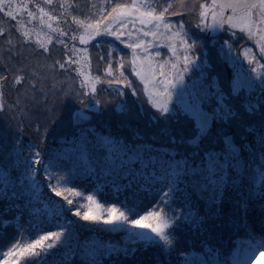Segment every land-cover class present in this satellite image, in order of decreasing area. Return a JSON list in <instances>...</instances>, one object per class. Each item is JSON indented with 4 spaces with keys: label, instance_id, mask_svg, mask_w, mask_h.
I'll return each mask as SVG.
<instances>
[{
    "label": "snow or ice",
    "instance_id": "1",
    "mask_svg": "<svg viewBox=\"0 0 264 264\" xmlns=\"http://www.w3.org/2000/svg\"><path fill=\"white\" fill-rule=\"evenodd\" d=\"M0 14V24L8 25L0 26V38L10 46L0 50L9 53L5 67L13 56L28 61L17 72H29L13 80L25 87L8 106L19 118L17 131H24L23 119H38L33 109L42 106L50 119L37 124L38 138L59 137L61 144L47 152L29 144L24 157L19 137L0 139V197L9 201L5 211L17 210L20 230L0 252V264H65L56 258L77 249L84 264H100V256L113 253L134 258L141 248L156 250L149 264H251L258 252L264 255V0H0ZM52 45L63 53L49 62ZM93 48L103 75L93 72ZM224 63L231 73L221 70ZM6 79L0 74V112ZM102 84L108 86L103 97ZM57 92L80 107L60 116L48 101ZM109 105L127 118L120 132L104 119ZM141 117L160 125L152 139L161 147L133 127ZM88 175L127 179L111 183L117 193L131 189L132 202L101 203L100 185L85 195L73 182ZM230 188L235 196L226 211ZM141 193L151 197L147 204ZM20 199L27 203L16 204ZM200 200L204 215L193 211ZM257 202L258 224L249 218ZM72 217L125 233L124 246L99 240L81 246V225ZM181 228L195 229L200 252L182 246Z\"/></svg>",
    "mask_w": 264,
    "mask_h": 264
},
{
    "label": "rangeland",
    "instance_id": "2",
    "mask_svg": "<svg viewBox=\"0 0 264 264\" xmlns=\"http://www.w3.org/2000/svg\"><path fill=\"white\" fill-rule=\"evenodd\" d=\"M78 2H82V0H78ZM164 0H161V3H163ZM0 19H2V14H0ZM173 20H178L180 19V17H172ZM184 19L186 21H189V18L187 16L184 17ZM69 24H71V20L69 19L68 21ZM0 26H4V27H8L7 24H0ZM64 27H67V25H62ZM188 26L191 28V21H189ZM74 27V25H73ZM195 31V30H194ZM226 34H221V37H225ZM243 43V41H240L236 44V48L239 51L240 49V45ZM250 43V42H249ZM6 43H4V40L2 38H0V50L4 49V46ZM34 46V45H33ZM52 48V56L49 57V62H51V60L55 57H59L62 53H63V49L60 46L57 45H52L50 46ZM119 47L123 48V45H120ZM218 47V45H217ZM93 54H94V59H93V72L94 74H99V75H103V64H98L97 63V58L95 57V53L98 51L97 49L93 48L92 49ZM107 47L105 46L103 48V52L106 55L107 54ZM128 50L125 49V52H127ZM163 52L166 53V49H162ZM212 53V62L213 64H217L219 63V61L216 59L215 57V50H211ZM5 53V52H4ZM7 54V53H6ZM25 55H27V52L25 53ZM9 56V55H8ZM8 56H4L3 52L0 53V74L6 75L7 79L6 81H4V94H5V111L0 112V139L3 138L4 134L7 133L8 134V139L10 142H14V139L16 137H19L22 140V144L24 148H27L29 144L26 141H24L21 137L20 134L23 135V137H25L28 140L29 139V135L34 134L32 137H36L37 136V132H36V126L39 123L40 125H43L47 122H49V117L47 116V113L43 110L42 106L37 107L35 109H33V114L34 117H38L37 118H32V119H23L22 121V127L24 129V131L18 132L17 131V121H18V117H15V113L14 111L8 110V106L12 105L15 103L16 98H17V90H23V88L25 87L24 83H21L19 85H16L13 83L14 80V76L15 75H21V76H25L28 72L29 69H25L24 72H17V68L21 67L23 63H28L27 60H24L23 57H17V56H13L12 60L10 62H8L7 64V68L5 67V61L8 60ZM242 59V57H241ZM245 67H248L247 63L245 62ZM127 67V66H126ZM223 72L225 73H231L232 72V68L230 65L224 63L222 65V69ZM131 79L138 85V87H141L139 85V82H137L136 80H134L132 77ZM52 86V81L49 80L48 81V87L51 88ZM108 86L106 84H102L99 85V88L101 89L100 95L101 97L108 95V93L104 92L103 90L105 88H107ZM128 91V96L130 99L135 100V97L131 96V92L130 90ZM141 99H144L143 96L141 97ZM48 101L49 103H55L57 106V111L59 113L60 116L64 115L66 110L68 108H78L80 107L78 104H76L75 101H72L70 99H64L62 97V94H60L59 92L56 93L55 96H53L51 93L48 96ZM137 106H139V101H137ZM144 107L148 108L150 111H154L150 109V106L146 103H144ZM104 119L106 121H109L111 123L112 126V131L114 133L120 132V129L118 128V124L122 121H125L127 118L121 116V114L115 110H113V107L111 105H109L108 107V111L107 114L105 115ZM138 124V126H137ZM132 125L133 127L136 129V131L139 132V134L143 137H145V142H147V140H149L151 144H153L155 147H161L162 146V142L160 140H153L152 139V129L155 126L156 127V132H158L160 125H155V124H150L148 118L145 117H141V119L139 120V122L137 121H132ZM41 131H43V128L41 127ZM102 131H104L105 133L107 132V129H102ZM36 132V133H35ZM123 135L128 136L129 138H131L132 136V132L128 129V128H124L123 129ZM69 139L71 138L70 136L68 137ZM39 139V138H38ZM49 139L54 140L52 144L54 143H60V138L59 137H54V136H49ZM52 144L49 146L51 147ZM61 147L60 146H56L50 148L51 150H56L59 149ZM183 148H180L179 151H183ZM24 157H27L29 155L24 154ZM14 159V158H13ZM136 169L138 170L140 165L136 164L135 165ZM3 172V167L0 166V174H2ZM40 178L41 180H43V171L41 170L40 173ZM13 180H15V176H13ZM112 180H116L117 183L119 184H127L128 180L124 179L122 176L117 175L114 177H108V178H104L103 176H101L99 178V180L97 179L96 176L94 175H88V176H80L78 177L76 180H74L73 184L74 186H77L78 190H83L84 194L87 195L88 192L92 191L94 188H96L98 185L102 186V190L99 191L98 197H101L102 199L105 197L107 198L108 195V191L113 190L116 191L115 188L113 187L111 181ZM17 187L19 190V182L17 181ZM44 185H45V191L48 192L49 195H52L50 190L47 189L46 185H47V181L44 180L43 181ZM0 184H3L2 179H0ZM3 187L0 186V189H2ZM9 190L11 191V188H9ZM124 191L120 192V196L121 197H126V195H121V193H123ZM105 196H104V195ZM115 195V194H113ZM235 193L231 190V188L228 190L227 192V196L225 198V202L224 205L226 207V209L228 208L229 205H232L231 201L232 198H234ZM131 198H132V194H131ZM54 199L59 200L61 203L65 204V207H68V205L66 204L65 201L62 200L61 197H54ZM77 200H80L81 203H83V198L82 197H77ZM141 199L143 200V204H147L149 200H151L150 196H146V194L141 193ZM22 202H16V204L18 205H24L25 203H27L23 200L20 199ZM143 204L141 205V207H143ZM6 209V208H5ZM193 211H198L200 213V215H204L207 211V205L205 203V201L200 200L199 201V207L193 208ZM6 211H2L1 214L4 217L7 218H0V236L3 235H10V234H14V237H16V239H19V229L17 228V220H16V216H17V210L14 208L13 211H11L10 213H4ZM260 210H259V206H258V202L257 203H253L250 213L249 214H254L255 217H257V215H259ZM69 216H71V213H69ZM260 216V215H259ZM75 220H78L79 224L81 225L79 232H78V236H79V244L82 246L84 245V243L86 241H91V240H99L104 244H112L116 247H123L124 245L120 242H116L115 239H113V237H108V238H102V236H104V234H118L119 232H106V231H100L101 228H104L106 226L104 225H94L91 224L89 222H85V221H79V218L77 217H72ZM28 220L29 217L27 215V212H25V214L22 217V222L24 224V228L27 229L28 228ZM7 222V225H6ZM82 233H85L84 236L86 237L85 239L81 238ZM193 234L195 233V229H193ZM178 234L180 237H183L185 235L188 234V230L187 228H185L184 232H180L178 230ZM26 235H28V233H26ZM123 240L125 241L126 238V234L124 236H122ZM15 238L12 239V241L9 243L7 241L6 245L1 249L3 251H5L7 249L8 246L11 245V243L15 242L16 240ZM130 247H132L131 245H129ZM66 251V250H65ZM116 254L113 253L111 256L108 255H104L106 256V258L104 259H100V264H105V260L109 263V264H119L122 259H113L115 258ZM57 260H64L65 264H84V259L82 257V253L80 249H77V251L75 253H72L66 257H57ZM251 264H264V255L258 256V257H253Z\"/></svg>",
    "mask_w": 264,
    "mask_h": 264
},
{
    "label": "trees",
    "instance_id": "3",
    "mask_svg": "<svg viewBox=\"0 0 264 264\" xmlns=\"http://www.w3.org/2000/svg\"><path fill=\"white\" fill-rule=\"evenodd\" d=\"M4 46V49L5 48H8V47H10L9 45H7V44H5V45H3ZM7 52H3V55L4 56H8L9 55V53H7ZM134 80H136V78L133 76L132 77ZM137 81V80H136ZM138 82V81H137ZM24 127V126H23ZM154 132H156V127L154 126L153 127V129H152V133H154ZM36 133V132H35ZM34 134H31V135H29V139L30 140H28L27 141V139L25 138V137H23V135L22 134H20V137L24 140V141H26V142H28V143H31V144H38L39 146H40V148H41V151H43V152H47V151H49V150H51L50 148H52V146L53 147H58V146H60V143H54V144H52L53 143V141L54 140H51V139H49V137L47 138V140L45 141V142H43V143H41V141L38 139V133H37V136L36 137H32ZM150 141L149 140H147V143H149ZM52 144V146L51 147H49L50 145ZM179 150V149H178ZM22 152H23V155L24 154H26L27 153V155H29V149H28V147L27 148H24V147H22ZM126 180V179H125ZM0 186L1 187H3V184H0ZM9 194H11V191L9 190ZM113 194H115V195H113ZM131 194H132V190L131 189H129V190H127V191H124L123 193H121V195H126V197H128V200H129V203H131L132 202V198H131ZM104 195V194H103ZM106 195H108V197L107 198H101V197H98V199L100 200V202L101 203H104V204H107V203H117V204H119L121 201H123V200H125V197H121L120 196V193H117L116 191H113V190H110L109 189V191H108V194H106ZM105 196V195H104ZM24 200V199H23ZM25 202H26V199L24 200ZM16 202H19V203H21L22 201L21 200H16ZM8 203H9V201H6V200H4L2 197H0V218H7V217H4L2 214H1V212L2 211H5V208L7 207V205H8ZM231 206L232 205H229L228 206V208L226 209V207H225V205H224V208H225V210L227 211V210H229L230 208H231ZM4 213H10V212H4ZM259 213V215H261V213L260 212H258ZM259 215H257V217H255V215L254 214H249V218L254 222V223H257L258 224V221H259V218H260V216ZM180 232H184L185 231V228H181V229H178ZM177 230V231H178ZM84 234L85 233H82V235H81V238L82 239H85L86 237L84 236ZM125 235V233H123V232H119L118 234H111V235H109V234H104V236H102V238H108V237H113V239H115V241L116 242H121L123 245L125 244V241L123 240V238H122V236H124ZM16 237H18V236H16ZM16 237H14V234H10V235H1L0 236V252H3V250H1L5 245H6V243L7 242H11L12 241V239H16ZM181 238V244H182V246H184V247H186V248H188V249H190V250H193V251H195V252H200L202 249L200 248V239L199 238H197L193 233H189L188 232V234L187 235H185V236H183V237H180ZM5 241H7V242H5ZM211 243V245L212 246H216V241H211L210 242ZM156 250L155 249H149L147 252L146 251H144V249L143 248H141L138 252H136V254H135V257L133 258L131 255L130 256H128L127 258H125L124 257V255L121 253L119 256L118 255H115L116 257L115 258H113V259H119V258H121L122 259V261L119 263V264H149V261H150V259L152 258V256H153V253L155 252ZM225 251H227V247L225 248ZM258 256H261V254L258 252L257 254H256V256H254V258L255 257H258ZM104 258H106V256H104V255H102V256H100V259H104ZM105 264H109L106 260H105Z\"/></svg>",
    "mask_w": 264,
    "mask_h": 264
}]
</instances>
